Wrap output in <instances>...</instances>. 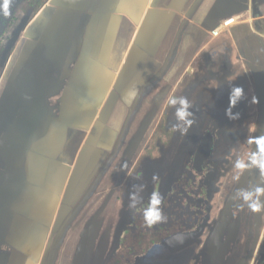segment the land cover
<instances>
[{
	"label": "rangeland",
	"instance_id": "1",
	"mask_svg": "<svg viewBox=\"0 0 264 264\" xmlns=\"http://www.w3.org/2000/svg\"><path fill=\"white\" fill-rule=\"evenodd\" d=\"M207 2L198 0L192 8L181 6L182 14L200 10L206 15L207 8L211 9ZM73 6L58 7L54 0H12V15L0 16V137L20 110L34 105L40 89V65L48 84V113L37 132L45 146H54V150L43 155L44 163H49V175L62 174V163H70L69 157L61 155L64 146L79 147L62 200L67 216L64 226L48 236L46 245H35L36 241L28 239L21 248L33 258L13 256L11 246H3L0 264H107L112 256L120 259L119 264H126L121 259L124 232L138 225V217L143 218L142 208L147 207L145 203L159 180L161 189L157 192L164 197L171 191L174 195L175 185L178 186V198L174 199L178 205L169 204L168 218L181 217L185 207L192 205L196 195L181 180L207 133L213 136L214 145L202 168H209L211 185L210 211L205 223L199 232H179L164 238L160 246L135 256L134 264H264V211L253 213L246 206L240 209L237 193L238 189L264 188V174L256 169L240 174L233 169L237 156L246 158L255 148H251L253 144L249 150L242 147L244 135L237 130L245 118L229 120L225 115L229 103L221 96L209 101L210 97L198 86L211 84L203 64L209 56L202 54L200 61L196 60L197 69L190 63L187 68L193 70L189 69L184 77L181 73L186 68L174 64L178 53L186 54L189 39L182 38V31L187 22L174 23L164 39L152 38L147 53L136 54L132 71L116 67L115 39L109 46H99L95 33L88 37L95 24L88 19L94 13L79 24L81 15L75 2ZM215 7L217 18L222 2ZM234 23L231 21L230 25ZM104 50L105 55L114 56L115 67L98 62L100 51ZM217 53L219 50H211L209 55ZM148 56L155 61L151 66L159 67L160 60L163 64L161 69L143 75ZM121 60L117 64L121 65ZM200 67L202 73L197 72ZM130 85L133 87L129 90ZM131 91H136L137 96L128 105L124 97ZM170 96H186L193 105L195 123L186 135L173 130L177 120L175 108L167 103ZM107 129L112 131L113 141L110 134L103 132ZM33 146L36 149L37 144ZM30 151L31 148L20 183L30 175ZM125 163L127 168L122 171ZM4 167L0 153V189ZM68 172L67 168L64 173ZM154 176L158 179L154 180ZM186 178L194 185L191 175ZM197 180L202 181L201 177ZM141 185L143 203L133 211L128 207L129 194ZM177 234L183 235L182 244L173 240Z\"/></svg>",
	"mask_w": 264,
	"mask_h": 264
},
{
	"label": "crops",
	"instance_id": "2",
	"mask_svg": "<svg viewBox=\"0 0 264 264\" xmlns=\"http://www.w3.org/2000/svg\"><path fill=\"white\" fill-rule=\"evenodd\" d=\"M72 1L77 4L79 15H81L79 24L86 21L88 17L90 18L89 14L94 13V16L88 19L95 22L88 37H93L92 34L95 33V38H99V46L108 45L112 40H116V67H121V69L124 67L125 70L131 68L134 71L136 54L145 55L152 38L164 39L174 23L183 25L187 22L182 31V38L189 39L186 54H184L188 57L184 59L181 51L174 61V64L177 63L180 67L186 68L181 75L184 77L186 73L193 70L192 67L187 68V66L190 63L195 66L202 54L209 56L202 62L207 66L211 84H206L205 87V84L199 83L200 89H204L201 90L206 93L207 98L210 97L209 101L213 102L215 98L221 96L224 102L229 103L231 89L242 87L244 98L232 109L234 114L239 113L241 118H245L237 130L240 135H244L242 138L245 146L242 145V147L249 150L250 145L246 142L249 136H264V15H261L264 0H208L206 5L211 9L207 8L206 15L200 10L182 14L181 6L188 5L192 8L197 5L198 0ZM54 2L58 7H62V3L66 0H54ZM221 2L222 8L218 10L220 15L216 18L214 8L216 9L215 5L218 6ZM95 4L96 8H94ZM225 9L228 11L224 13ZM230 21H235V23L228 25L227 22ZM121 48H126V51ZM211 50H219V53L209 55ZM123 53L126 54L125 57ZM105 54H107L106 50L100 51L98 62L111 63L112 67H115L114 56L109 57V54ZM119 57L123 62L121 65L117 64ZM165 57L164 55L162 60ZM162 60L158 62L160 66L163 64ZM154 62L150 61L149 56L146 58L144 63L146 72H142L143 75L148 74L152 69H161L157 65L151 66ZM202 71L203 68L200 67L197 72L202 73ZM123 74L124 71L122 76ZM229 77L233 79L229 80ZM132 79L134 86V74ZM127 80L126 85H129ZM216 84L218 87L215 86ZM132 85L128 87L129 90L133 87ZM253 96L257 98V104L252 103ZM100 101L102 105L103 99ZM97 103H99L98 100ZM98 107L102 106L98 105ZM225 107L227 108L226 105ZM252 124L256 125L254 132L249 130ZM103 132L110 134L112 140L111 130L107 129ZM41 138L38 131L29 154L30 175L25 176L27 185H23L25 182H22L7 186L1 176L4 182L1 189L3 187L4 189H0L3 191L0 194V250L3 246L10 245L14 252L13 256L22 259L24 256L33 258L29 254L26 256L27 254L21 248L30 239L34 243L36 241L35 245H46L49 243L48 236L54 234L55 230H59L62 225L64 226L67 216H65L66 209H62L64 206L62 200L64 201L66 197V184L75 167L73 157H76V151L79 148L73 145L64 146L61 155L69 157L70 163H62V174L49 175V163L48 161L44 163L43 155L54 150V146L46 144V147ZM35 144H37L36 149L33 146ZM112 146H115L113 142ZM251 148L254 149L256 146L253 144ZM27 165L28 158L25 170ZM67 168L69 169L68 174L64 173ZM10 256H12L11 253Z\"/></svg>",
	"mask_w": 264,
	"mask_h": 264
},
{
	"label": "clouds",
	"instance_id": "3",
	"mask_svg": "<svg viewBox=\"0 0 264 264\" xmlns=\"http://www.w3.org/2000/svg\"><path fill=\"white\" fill-rule=\"evenodd\" d=\"M12 0H0V16L8 18L12 15L11 10ZM232 77H229V80H232ZM218 87V84L215 85ZM137 96L136 91H131L127 93L124 97L126 104L131 105ZM244 98V90L242 87H233L229 95V107L225 112V115L229 120L235 121L240 119L239 113H233L232 109ZM167 103L175 108L174 115L176 117L177 123L173 125V130L178 131L182 136L186 135L192 125L195 123L193 119L194 113L192 111L193 105L186 96H170L167 100ZM252 103L257 104L258 100L255 96L252 97ZM249 130L254 132L256 130V125L252 124L249 126ZM247 144L256 146L246 158L237 156L233 161V169L237 173L242 174L245 171L256 169L264 174V136H249L247 138ZM127 168V164L122 165L121 170ZM239 179V175L235 177ZM154 180L158 177H153ZM138 188L137 191H134L129 194L130 203L128 207L136 211L138 207L143 203V197L140 195V192L143 190V186H135ZM237 193L240 197V202L238 207L243 209L245 206L247 209L253 213H260L264 211V188L255 187L253 191L248 189H238ZM163 202V196L158 192H153L149 197L147 207L142 208V215L145 226L149 229L153 228L158 224L167 223L168 216L164 213L161 208ZM173 240L176 243H183V235L177 234L173 237Z\"/></svg>",
	"mask_w": 264,
	"mask_h": 264
},
{
	"label": "trees",
	"instance_id": "4",
	"mask_svg": "<svg viewBox=\"0 0 264 264\" xmlns=\"http://www.w3.org/2000/svg\"><path fill=\"white\" fill-rule=\"evenodd\" d=\"M209 171V168H205L201 172L197 171L194 167V160H192L190 167L185 172L186 175L184 178H186L187 175H191L194 178V185H190L191 182L189 179L187 180V178H182L181 183H183L184 187H187L189 190L191 189L196 196L195 199L190 202L192 205L185 207L186 210L179 214L181 217H178L177 215L175 219L168 218L167 223L158 224L151 229L145 226L143 218L138 217V219H136L138 225L135 226L134 229L126 228L124 232L125 237L122 240L123 243L121 242V255H123L121 259H123L126 264H134L135 256L147 254L156 246H160L162 241H164V238H168L175 233H195L200 231L210 211L211 185H209L210 177L207 176ZM198 177H201V182L197 180ZM155 186H157V188H155L154 192L161 189L159 188V186H161L160 180ZM177 188L178 186L175 185L174 195L172 194V191L167 194V198L163 195L161 208L167 216L170 214L169 208L178 205V203L175 204L174 202V199L178 198V194L175 195L176 192L178 193ZM197 188H199L198 191L196 190ZM184 193H186L185 190ZM190 195L192 196L194 194L190 193ZM173 196L176 197L172 198ZM145 204L147 205V203ZM169 204L172 205L169 207ZM149 238L151 239L148 242H145V240ZM119 262L120 259L117 258V256H112L107 264H119Z\"/></svg>",
	"mask_w": 264,
	"mask_h": 264
},
{
	"label": "water",
	"instance_id": "5",
	"mask_svg": "<svg viewBox=\"0 0 264 264\" xmlns=\"http://www.w3.org/2000/svg\"><path fill=\"white\" fill-rule=\"evenodd\" d=\"M74 1L66 0L62 3L64 7L74 8ZM61 4V3H60ZM38 81L40 89L34 105L31 108H25L19 111L15 121L11 125H7L6 131L0 137V153L4 159V169L2 170V176L5 184H17L20 183L25 175V160L28 151L32 147V142L36 136V132L40 124L45 120L48 107H47V88L48 84L44 80V70L38 65ZM21 119H27L32 121L30 124L22 126ZM24 133L23 141L18 148H8L11 143L15 144L16 138L19 133ZM16 135V137H14ZM20 141V140H19ZM10 143V144H9ZM214 141L213 136L207 133L198 146L195 154V168L201 172L205 161H207L213 149ZM9 150V151H8Z\"/></svg>",
	"mask_w": 264,
	"mask_h": 264
},
{
	"label": "bare ground",
	"instance_id": "6",
	"mask_svg": "<svg viewBox=\"0 0 264 264\" xmlns=\"http://www.w3.org/2000/svg\"><path fill=\"white\" fill-rule=\"evenodd\" d=\"M230 22H227V24L229 25ZM25 122H27L26 124H30L32 121H30V120L28 121L27 119H21V123H23L22 126H25V124H24ZM23 135H24V133H21V132L18 134L17 137H16V135H14V137L18 138L20 141L19 140L18 141H15V144H13V143L10 144L9 143L10 145H8L7 147L8 148H12V147L18 148V146H20L21 142L23 141Z\"/></svg>",
	"mask_w": 264,
	"mask_h": 264
},
{
	"label": "flooded vegetation",
	"instance_id": "7",
	"mask_svg": "<svg viewBox=\"0 0 264 264\" xmlns=\"http://www.w3.org/2000/svg\"><path fill=\"white\" fill-rule=\"evenodd\" d=\"M3 134H4V133H3ZM3 134H2V135H3ZM2 135H1V136H2ZM194 167H195V161H194ZM260 264H261V263H260Z\"/></svg>",
	"mask_w": 264,
	"mask_h": 264
}]
</instances>
